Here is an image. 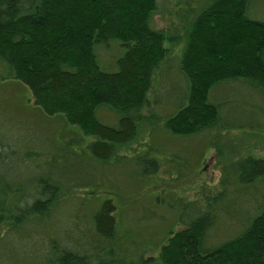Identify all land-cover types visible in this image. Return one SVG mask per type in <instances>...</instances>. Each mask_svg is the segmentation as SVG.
Listing matches in <instances>:
<instances>
[{
	"label": "trees",
	"instance_id": "1",
	"mask_svg": "<svg viewBox=\"0 0 264 264\" xmlns=\"http://www.w3.org/2000/svg\"><path fill=\"white\" fill-rule=\"evenodd\" d=\"M196 1L172 0L167 28L155 30L156 0H0V81L26 87L33 133L46 130L43 151L0 147V264H264V191L244 223H220L224 209L195 212L182 230L143 238L122 228L110 199L91 213L76 194L147 138L154 169L138 161L135 174L159 173L157 138L196 167L220 130L221 94L264 100V0ZM83 147L92 164L68 168V151ZM238 172L264 185V161ZM218 225L236 232L213 248Z\"/></svg>",
	"mask_w": 264,
	"mask_h": 264
},
{
	"label": "rangeland",
	"instance_id": "2",
	"mask_svg": "<svg viewBox=\"0 0 264 264\" xmlns=\"http://www.w3.org/2000/svg\"><path fill=\"white\" fill-rule=\"evenodd\" d=\"M192 1L197 4L196 0ZM171 2L172 0H156V9L150 20L153 29L167 28ZM0 83V147L10 152L13 147L14 152L19 148L43 151L46 146L43 142L46 130L37 129L35 133L32 130L33 126L40 122L37 121L39 118L35 116V111L31 109L34 99L19 82ZM173 92L175 91L170 88L167 97ZM223 98L226 111L219 132L213 136L212 147L209 146L206 152L207 155H201L205 151L200 148L199 143L192 139L187 141L200 148L195 158L196 167L193 166L195 162L188 159V153H183L187 157L185 158L172 146L164 145L163 141L157 138L155 141L164 148L162 156L160 155L162 166L157 175H147L148 171L154 169V156L148 155L145 148L156 144L147 138L135 157L130 153L131 157L123 158L120 164L117 163L120 168L124 167L123 176L118 172L120 168L115 173L105 175V180L100 179L101 172H98L92 181L97 182V188L84 184L79 193L75 192L80 196L83 210L94 213L103 199H110L115 207V214L119 215L118 220L122 228L130 235L132 232L138 233L136 236L139 238H143L144 234L153 236L155 232L164 233L169 228L178 232L184 228L178 220H193L196 217L193 215L195 212L201 214L224 209L221 211L224 215L220 223H244L256 209L255 202H261V192L264 191V185L255 186L254 179L244 181L238 172L248 161H264V136L260 133L264 131V119L260 121L254 118L256 110L264 115V100L251 95L246 89H240L233 94H221V99ZM7 120L10 122L7 123ZM200 158L201 160H198ZM203 158L205 159L202 161ZM92 159L91 151L83 147L74 153L68 151L64 162L72 169L78 162L91 165ZM138 161L144 164V173L147 174L139 170L135 174L134 168ZM85 170L83 181L87 183L91 178ZM144 175L148 176V180L139 183ZM235 232L234 226L218 225L212 237L217 241L211 246H219L224 242L222 239L218 240L220 237ZM158 238L159 235H155L154 240L158 241ZM151 254L152 252L146 249L145 255L150 257Z\"/></svg>",
	"mask_w": 264,
	"mask_h": 264
},
{
	"label": "bare ground",
	"instance_id": "3",
	"mask_svg": "<svg viewBox=\"0 0 264 264\" xmlns=\"http://www.w3.org/2000/svg\"><path fill=\"white\" fill-rule=\"evenodd\" d=\"M256 18H257V16H256ZM260 19V18H259ZM261 19H263V17H261ZM264 20V19H263Z\"/></svg>",
	"mask_w": 264,
	"mask_h": 264
}]
</instances>
